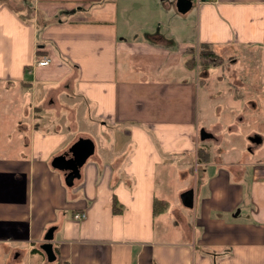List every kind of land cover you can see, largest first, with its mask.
I'll return each instance as SVG.
<instances>
[{
    "label": "crops",
    "instance_id": "crops-1",
    "mask_svg": "<svg viewBox=\"0 0 264 264\" xmlns=\"http://www.w3.org/2000/svg\"><path fill=\"white\" fill-rule=\"evenodd\" d=\"M29 1H0V264H264V0Z\"/></svg>",
    "mask_w": 264,
    "mask_h": 264
},
{
    "label": "water",
    "instance_id": "water-1",
    "mask_svg": "<svg viewBox=\"0 0 264 264\" xmlns=\"http://www.w3.org/2000/svg\"><path fill=\"white\" fill-rule=\"evenodd\" d=\"M189 5V1L186 0H177L176 7L180 11H184ZM205 133L202 129L199 130L200 138H203ZM93 151V142L89 137H78L75 141L71 143L68 147L67 152L60 154L54 157L51 162L54 166L58 168H69L70 172L68 174V184L72 183V177L78 175V167L85 161V159L92 153ZM69 153V157H65V155ZM191 194V191L189 190ZM188 193V194H189ZM51 230L48 229L45 238L51 237Z\"/></svg>",
    "mask_w": 264,
    "mask_h": 264
},
{
    "label": "rangeland",
    "instance_id": "rangeland-1",
    "mask_svg": "<svg viewBox=\"0 0 264 264\" xmlns=\"http://www.w3.org/2000/svg\"><path fill=\"white\" fill-rule=\"evenodd\" d=\"M7 1H9V0H7ZM12 3H16V4H19L20 6H21V4H23V5H26V4H30V1L29 0H10ZM18 10H20L21 12H27V8L26 7H23V8H19ZM194 10H195V8L194 7H192V9H191V11L189 12V14L191 15V14H193V12H194ZM174 15V14H173ZM180 15V14H179ZM179 15H174V16H179ZM181 16V15H180ZM167 20H169V17L167 18ZM152 34V33H151ZM198 49V47L196 48V50ZM196 50H195V52H196ZM219 55V54H218ZM224 55H226V54H223V55H221L220 54V56H221V58H223V60H224V58L226 57V56H224ZM223 62V61H222ZM210 64H207L206 66H209ZM245 75V74H244ZM247 76V75H246ZM248 77V76H247ZM247 83H249V82H247ZM204 87H206V86H204ZM4 92L3 93H0V110L1 111H3L4 113H5V115L6 116H3V118H2V122L4 123V126L5 127H16V119L15 118H13V117H11V116H9V115H12V113H13V111H9V109L8 108H10L11 107V104H12V101H14V92L13 93H11L10 91H8V90H3ZM26 100V95H22V96H20V97H18L17 98V100L15 101V104H14V106H17L18 108H20V106H21V103H23L24 101ZM7 108V109H6ZM14 114H15V112H14ZM19 116H21L22 115V113H19L18 114ZM8 116V117H7ZM49 120H51V119H49ZM39 122V121H38ZM56 123L55 122H51V121H40L39 122V125L41 126V127H43V128H52L54 125H55ZM88 129H87V131H89L91 134H92V136H94V138L96 139V138H98V137H101V142L102 141H104V143L106 142V135H104V134H101V132H96V130H95V127H94V125L93 126H88L87 127ZM104 136V137H103ZM6 255H7V253H6Z\"/></svg>",
    "mask_w": 264,
    "mask_h": 264
},
{
    "label": "trees",
    "instance_id": "trees-1",
    "mask_svg": "<svg viewBox=\"0 0 264 264\" xmlns=\"http://www.w3.org/2000/svg\"><path fill=\"white\" fill-rule=\"evenodd\" d=\"M2 1V0H0ZM188 52H190V58L186 60V63L189 65H194L195 62L199 64V67H204L207 64L215 65L221 64L223 58H221L220 54L214 52L212 48H210L207 44H199L198 49L195 52L193 47L186 48ZM114 210H117L115 207V202L113 203Z\"/></svg>",
    "mask_w": 264,
    "mask_h": 264
},
{
    "label": "built area",
    "instance_id": "built-area-1",
    "mask_svg": "<svg viewBox=\"0 0 264 264\" xmlns=\"http://www.w3.org/2000/svg\"><path fill=\"white\" fill-rule=\"evenodd\" d=\"M49 62V57L47 56V55H40V56H38L37 58H36V60H35V64H37V65H45V64H47ZM82 212H76V213H74V217L75 218H80V217H82Z\"/></svg>",
    "mask_w": 264,
    "mask_h": 264
}]
</instances>
